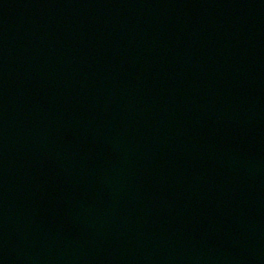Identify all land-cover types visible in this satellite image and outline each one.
<instances>
[{
	"label": "water",
	"instance_id": "95a60500",
	"mask_svg": "<svg viewBox=\"0 0 264 264\" xmlns=\"http://www.w3.org/2000/svg\"><path fill=\"white\" fill-rule=\"evenodd\" d=\"M0 264H264V0H0Z\"/></svg>",
	"mask_w": 264,
	"mask_h": 264
}]
</instances>
